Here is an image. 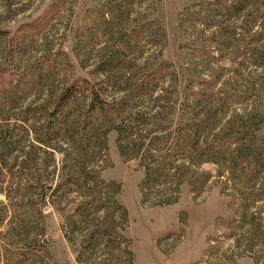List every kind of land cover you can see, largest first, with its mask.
Segmentation results:
<instances>
[{"label": "rangeland", "instance_id": "rangeland-1", "mask_svg": "<svg viewBox=\"0 0 264 264\" xmlns=\"http://www.w3.org/2000/svg\"><path fill=\"white\" fill-rule=\"evenodd\" d=\"M102 59L112 67L105 74ZM90 84L108 100L124 90L133 110L158 106L164 135L201 110V143L228 128L232 147L258 145L264 165V0H0V137L22 152L0 166L10 196L0 191V264H264V168L249 184L252 165L195 163L185 176L203 186L184 181L176 202L143 205V168L120 155L115 130L101 177L120 184L117 200L137 219L118 226L132 259L104 246L81 255V234L65 233L72 197L43 202L48 191L21 161L31 150L27 106L53 105L67 89L77 97L70 110L83 107ZM32 151L42 167V152ZM171 154L173 165L189 160ZM52 159L48 170L62 166L61 153Z\"/></svg>", "mask_w": 264, "mask_h": 264}, {"label": "trees", "instance_id": "trees-1", "mask_svg": "<svg viewBox=\"0 0 264 264\" xmlns=\"http://www.w3.org/2000/svg\"><path fill=\"white\" fill-rule=\"evenodd\" d=\"M109 61L101 60L105 66H100V71L104 74L112 68ZM110 80L107 76L106 81ZM87 89L86 104L73 110H70L67 99L71 96L77 99L76 93L67 89L59 92L57 102L53 105L27 106L26 112L31 117L24 119V131L31 138V150L26 152L24 160L21 161V167L26 169V173L36 175L34 179L41 183L42 190L48 191L42 195L43 202L60 205L65 203V198L72 197L75 207L65 216V233L68 236L74 232L81 234V255H93L94 248L104 246L107 249L118 248L124 251L129 262L132 259V253L125 250L128 248L127 240L119 232V229L126 227L129 220L126 207L117 200L120 184L101 177V170L109 165L107 134L110 130L117 133L116 145L124 159L139 158L144 173L138 184L143 205L176 202L179 186L184 181L203 186L205 179L196 178L192 182L185 176L190 166L195 163L213 160L223 168L226 165H236L239 161L241 171L248 170L252 165L255 168L248 176L249 184L255 182L257 172L264 168L261 160L262 149L255 144L246 150L236 145L232 147L228 128L210 134V141L201 143L200 138L205 136L208 127V118L201 110L193 111L192 118L164 135L160 134L162 126L156 125L162 115L158 106L133 110V106L128 105L129 97L124 90L116 92L122 93L118 99L108 100L103 89L99 91L92 84ZM158 98L156 96L154 100ZM147 115L152 116L149 121L142 118ZM153 119L155 122L152 123ZM11 137L9 141H12ZM60 142H66L69 147L59 146ZM7 144V140L0 137V166L5 164L8 157L12 156L17 160L22 155L21 151L18 153L14 146L8 147ZM32 150H40L43 160L50 158L53 163V153H61L62 166H53L48 170L46 161H43V166L38 167ZM177 151L189 159L186 164L182 162L173 165L174 162L169 161L173 158L171 153ZM15 152L17 153L14 155ZM154 186L160 188L156 190L153 196L155 198L150 200V190H154ZM0 191L7 198L10 197L7 190L0 188Z\"/></svg>", "mask_w": 264, "mask_h": 264}, {"label": "crops", "instance_id": "crops-1", "mask_svg": "<svg viewBox=\"0 0 264 264\" xmlns=\"http://www.w3.org/2000/svg\"><path fill=\"white\" fill-rule=\"evenodd\" d=\"M128 214H129V220H131V221H133V223H135L136 222V218H133V216H132V213L130 212V211H128ZM138 221L139 222H141L142 220H140V219H138ZM148 221V220H147ZM148 232H146V233H144L143 235L147 238L148 237Z\"/></svg>", "mask_w": 264, "mask_h": 264}]
</instances>
